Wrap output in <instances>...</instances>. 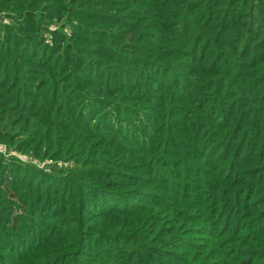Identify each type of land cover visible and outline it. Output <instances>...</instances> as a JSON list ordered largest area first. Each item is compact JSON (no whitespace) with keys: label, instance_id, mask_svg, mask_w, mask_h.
I'll return each instance as SVG.
<instances>
[{"label":"trees","instance_id":"16d2710c","mask_svg":"<svg viewBox=\"0 0 264 264\" xmlns=\"http://www.w3.org/2000/svg\"><path fill=\"white\" fill-rule=\"evenodd\" d=\"M0 264H264V0H0Z\"/></svg>","mask_w":264,"mask_h":264},{"label":"rangeland","instance_id":"374dc122","mask_svg":"<svg viewBox=\"0 0 264 264\" xmlns=\"http://www.w3.org/2000/svg\"><path fill=\"white\" fill-rule=\"evenodd\" d=\"M22 157H23V155H22Z\"/></svg>","mask_w":264,"mask_h":264}]
</instances>
